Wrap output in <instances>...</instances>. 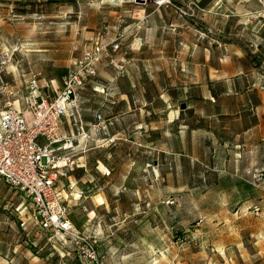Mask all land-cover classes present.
<instances>
[{
    "label": "rangeland",
    "instance_id": "obj_1",
    "mask_svg": "<svg viewBox=\"0 0 264 264\" xmlns=\"http://www.w3.org/2000/svg\"><path fill=\"white\" fill-rule=\"evenodd\" d=\"M262 8L0 0V110L32 72L53 95L83 48L118 43L82 95L114 139L88 143L63 179L84 241L42 230L0 178V264H264Z\"/></svg>",
    "mask_w": 264,
    "mask_h": 264
},
{
    "label": "built area",
    "instance_id": "obj_2",
    "mask_svg": "<svg viewBox=\"0 0 264 264\" xmlns=\"http://www.w3.org/2000/svg\"><path fill=\"white\" fill-rule=\"evenodd\" d=\"M260 17L264 22V8ZM96 43L81 50L53 95L43 90L39 72H32L24 93L16 90L15 98L7 96L0 110V178L28 202L42 230H54L75 243L84 239L69 217L63 179L70 183L75 169L84 166L77 154L88 143L114 139L111 122L99 109L91 110L90 120L84 115V90L98 75L103 56L108 58L107 47L118 48L117 42ZM112 65L116 73L124 71L122 64Z\"/></svg>",
    "mask_w": 264,
    "mask_h": 264
},
{
    "label": "water",
    "instance_id": "obj_3",
    "mask_svg": "<svg viewBox=\"0 0 264 264\" xmlns=\"http://www.w3.org/2000/svg\"><path fill=\"white\" fill-rule=\"evenodd\" d=\"M184 107H185V103L182 102V103L180 104V108H184Z\"/></svg>",
    "mask_w": 264,
    "mask_h": 264
},
{
    "label": "bare ground",
    "instance_id": "obj_4",
    "mask_svg": "<svg viewBox=\"0 0 264 264\" xmlns=\"http://www.w3.org/2000/svg\"><path fill=\"white\" fill-rule=\"evenodd\" d=\"M52 82H56V80H55V79H53V80H52ZM55 87H56V86H55Z\"/></svg>",
    "mask_w": 264,
    "mask_h": 264
}]
</instances>
